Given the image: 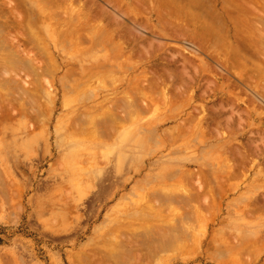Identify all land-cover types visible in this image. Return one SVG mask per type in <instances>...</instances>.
Listing matches in <instances>:
<instances>
[{
	"label": "rangeland",
	"instance_id": "1",
	"mask_svg": "<svg viewBox=\"0 0 264 264\" xmlns=\"http://www.w3.org/2000/svg\"><path fill=\"white\" fill-rule=\"evenodd\" d=\"M29 1H35L32 8L36 10L30 8L33 15L40 10L37 6L43 5L41 9H46H42L44 22L35 25L36 33L37 38L41 33L47 43L42 59L46 60L49 56L46 53H51L56 70L48 68V64L53 63L51 59L48 64L49 59L39 62L36 41L33 45L24 44L36 59L34 73L18 72L15 68L11 71L10 61L2 59L8 53L0 48V264H85L81 262L83 259L88 264L104 255L136 264H218L227 257L226 252L221 255V251L229 243L251 245V250L237 253L232 264H264V75H261L264 70V0H228V5L223 0H56V3L44 0L54 6L44 4L43 0H27L28 4ZM160 3L161 6L166 3L167 7L161 8ZM64 16L70 17L68 26L63 23ZM71 16L80 19L73 21L77 27L84 25V34L87 29L95 30L100 26L114 35L115 43L122 44L124 55L117 62L123 65L119 69L114 65L112 76L100 83L98 99L93 90L77 97L62 86L72 90L71 87L82 80L79 69L103 57L97 49L81 56L58 54L59 48L57 52L49 45L50 35H54L50 34L52 30L71 31L75 24ZM48 17L53 18L54 23L62 20L59 23L63 25L59 27L63 30L48 22ZM100 28H96L95 37L102 38ZM60 35L62 32L58 37ZM66 41L69 46L70 39ZM81 44L83 48L88 42ZM33 51L38 56L35 57ZM252 52L260 58L252 57ZM251 57L254 59L247 63ZM249 63L252 64L250 69L254 68L253 73ZM46 68L50 71H44ZM70 71L78 77L69 79L67 76L75 75H66L65 79L64 74ZM162 82L166 86L162 94H167V100L158 94ZM34 84L37 87H33ZM136 84L140 95L142 91L143 95L151 94V97L142 95L144 101L140 106L144 111L134 116L116 113L113 110L119 111L116 100ZM24 89L30 90L25 92ZM96 104L100 105L97 110ZM13 105L15 108L20 105L18 108H23L24 113ZM19 113H26L25 118ZM1 114L7 119L2 120ZM97 115L105 119L120 116L124 120L115 124L110 136L94 140L84 133L90 131L91 118ZM184 119L194 120L184 122ZM198 120H202L205 137L199 131L200 138L199 133H195L185 140L180 138L170 145L162 144L160 131H170L187 123L194 127ZM141 128L150 129L149 135L155 128L153 138ZM144 136L151 140L147 141ZM201 138L210 141H204L203 145L199 142ZM183 140L184 145H181ZM200 147H204L202 152ZM222 159L226 161L223 163ZM114 165L119 169L113 171ZM228 167L233 174L226 173L227 179ZM166 174L170 176L165 177ZM221 178H224L223 185L218 184ZM173 182L178 185H172ZM208 186L213 189L209 196L212 199L217 196L213 200L217 206L214 204L213 209L204 205L198 208L195 202L169 208L163 202L166 195L184 199L196 194L198 189L208 192ZM215 188L224 192L227 188L224 197L222 191V196L219 193L223 199H218ZM216 199L221 202L218 204ZM146 207L153 213L148 211L147 216ZM141 213L149 219H142ZM137 214L141 217L139 220ZM158 217L165 220L159 226ZM155 222L156 225H151ZM181 222L191 224L193 229L185 233ZM121 226L128 230L118 231ZM132 228L140 231L135 229L134 233L126 234L133 232ZM174 233L180 237L179 244L185 247L177 254L167 248L152 257L144 247H139L157 237L165 242ZM209 241H214L215 245L209 247ZM218 245L223 249L214 248ZM129 251L142 254L141 260L124 255Z\"/></svg>",
	"mask_w": 264,
	"mask_h": 264
},
{
	"label": "bare ground",
	"instance_id": "2",
	"mask_svg": "<svg viewBox=\"0 0 264 264\" xmlns=\"http://www.w3.org/2000/svg\"><path fill=\"white\" fill-rule=\"evenodd\" d=\"M41 1V0H40ZM44 1V0H43ZM52 1V0H51ZM194 1V0H193ZM222 1V0H221ZM223 1H227L226 3H227V5H228V0H223ZM222 1V2H223ZM237 1V0H236ZM250 1H252V0H250ZM30 2H32V1H29V4L27 3V0H10V2H7V1H5V0H0V48L1 47H3L4 48V50H6L7 51V53H8V56L7 57H2V59H7V60H9L10 62V65H11V71H13L12 70V68L14 69H18V72L19 71H25V72H33L34 73V69L36 68V59L30 54V52H29V49L30 48H28V50H27V47H28V45H33V43L35 42L36 44H35V49H37V47H36V45L38 46V52H37V50H36V52L38 53V55H37V53H35L34 51H33V55H34V53H35V57L36 56H38L37 57V59L39 58V62H42L41 60H44V59H42V57H45V56H42V54L43 53H45L44 51H45V47L47 46V43L46 42H44V40L42 39V37L40 36L41 35V31H38L40 34H38L39 35V37H41L40 39H38L37 38V33H36V24L40 21V22H44V19L46 18V17H44V19L41 17L43 14H45V13H43V11H44V9H45V7H44V9H43V11H42V9H41V6L43 7V5H40V7L39 6H37L40 10H38L37 12H38V14L40 13L41 15H40V18L38 17V14L36 15L35 13H34V15L35 16H37L38 17V19H40V20H38V19H35V18H33V14H32V10L33 9H35V7L34 8H32L33 6H35V5H33L34 4V2L35 1H33V3H30ZM37 2V1H36ZM39 2V1H38ZM38 2H37V4H38ZM54 2V1H53ZM163 2V1H162ZM195 2V1H194ZM193 2V3H194ZM230 2V1H229ZM247 2H248V0H247ZM55 3H56V0H55ZM225 3V4H226ZM252 3V2H251ZM250 3V4H251ZM44 4H49L50 6H52L53 4L50 2V1H44ZM166 4V3H165ZM164 3H163V5L165 6V7H167L166 5H165ZM224 4V5H225ZM30 5V6H29ZM32 5V6H31ZM163 5L161 6V3H160V7L162 8L163 7ZM237 5H239L238 3L235 5V7L237 6ZM241 5V4H240ZM54 6V5H53ZM56 6V5H55ZM57 6L59 7V6H62L61 4L59 5L58 3H57ZM56 6V7H57ZM49 7V6H48ZM57 7V8H58ZM32 10H31V9ZM59 9H62V7L60 8L59 7ZM36 10V9H35ZM35 10H34V12H35ZM46 10V9H45ZM55 10H57V9H55ZM54 9H53V11H55ZM63 10V9H62ZM58 11V10H57ZM57 11H56V13L55 14H57ZM75 11V10H74ZM80 11V10H79ZM46 12V11H45ZM51 12V11H50ZM49 12V13H50ZM59 12V11H58ZM71 12V15H72V13H73V11H70ZM43 13V14H42ZM52 13L53 12H51V14L50 15H52ZM60 13V12H59ZM58 13V14H59ZM62 13H64V12H62ZM66 14H67V12H66ZM76 14V13H75ZM33 15V16H32ZM77 15V14H76ZM63 16V15H62ZM68 16V15H67ZM67 16H66V18H67ZM79 16H81V15H79ZM32 17V18H31ZM49 17H51V16H49ZM48 17V22H52L53 23V25L55 26V24H57V26H58V28H61L62 26L61 25H63V24H61L60 25V23L59 22H61L60 21V19L57 21V23H54V22H56L55 20H52L53 18H49ZM54 17V16H53ZM72 17V16H71ZM63 18H65V16L63 17ZM66 18L64 19V22L63 23H65L66 25H67V22H69L70 21V17H69V19L67 18V21H65L66 20ZM73 18V17H72ZM75 18H77L76 16L72 19V23L74 22L73 20L75 19ZM82 18V17H81ZM84 18V17H83ZM35 19V20H34ZM78 19V18H77ZM79 21H80V19H78ZM75 21H77L76 19H75ZM243 21V20H242ZM246 21V20H245ZM40 22H39V24H40ZM262 22V21H261ZM41 23V24H42ZM75 23V22H74ZM245 23H247V22H245ZM38 24V25H39ZM48 24V23H47ZM50 24V23H49ZM70 24H71V22H70ZM77 24H78V22H77ZM242 24V23H241ZM243 24H244V21H243ZM44 25V24H43ZM76 25V23L74 24V27H72L71 28V31H65V32H63V31H59L60 33L62 32V35H60L61 37H58V35L60 34H58V31H51V33L50 34H54V35H50V37H51V39H49V37L47 38V39H49L50 40V46H52V48L54 49V50H57L58 48V50H59V52H58V50H57V52H58V54L59 53H63V54H66V55H75V56H81V55H86L85 53L87 52V53H89L90 51L89 50H93V49H97V50H99V51H101L102 53H103V57L102 58H100L98 61H96L95 63L94 62H89V64H86V65H83L82 66V68H80L79 70V79H82L81 80V82L80 83H76V84H74L71 88H72V90L71 89H66L65 87H68V86H64L63 84H62V86L64 87L63 89H65L66 91H68V93H69V90L71 91V92H73V95L75 94L77 97H79V96H81V94L83 95L84 93H87L88 91L90 92L91 90H93L94 92H93V95L95 96V98L96 99H98V97L100 96V94L98 93L99 92V85H100V83H103L104 81H106L107 82V80L109 79L108 77H110V76H112L111 74H113V72L115 71L114 69H115V66L114 65H116V68L117 69H119L122 65H123V63H118L117 61L118 60H120V59H122L123 58V55H124V52H123V48H122V44L121 43H115L114 42V35L111 33V32H108L107 30H105L104 31V29H102V28H100V26H97L98 28H100L102 31H101V33L103 32V35H102V38L100 37V38H98V37H95L94 35L95 34H97V30H96V28H95V30H92L91 28H89V29H87V33L86 34H84V25H82V26H79V27H77V26H75ZM249 25V24H248ZM49 26V25H48ZM50 26H52V24L50 25ZM59 26H61V27H59ZM68 26V25H67ZM71 25H69V27H70ZM72 26H73V24H72ZM245 26V25H244ZM63 27H65V26H63ZM246 27V26H245ZM249 27H251V26H249ZM39 28V27H38ZM48 28V27H47ZM53 28V27H52ZM57 28V29H58ZM246 28H248V27H246ZM41 29V28H40ZM56 29V30H57ZM62 29V28H61ZM60 29V30H61ZM99 29V30H100ZM252 29V28H251ZM249 30V28H248V31H252V30ZM37 30H39V29H37ZM63 30V29H62ZM65 30V29H64ZM92 30V32H90ZM42 31H44V30H42ZM11 32H13V33H11ZM99 32V31H98ZM36 34V35H35ZM45 34V33H44ZM58 34V35H57ZM99 35V34H98ZM64 38H67V39H65V41L66 40H68V39H70V42H69V46H67L62 40L64 39ZM20 39H21V41H20ZM84 41H87L88 42V44H87V46L86 47H81V43H83ZM28 44L27 45V47H25L26 45H24V44ZM30 43V44H29ZM45 43V44H44ZM230 44V43H229ZM44 45H46V46H44ZM231 45V44H230ZM254 45H255V43H254ZM32 47H34V46H31V48ZM256 47H257V45H256ZM256 47H255V51H256ZM34 49V48H33ZM32 49V50H33ZM34 49V50H35ZM109 49H111L112 51H107V50H109ZM246 49V48H245ZM261 49V48H260ZM3 50V49H2ZM61 50V51H60ZM243 50H244V48H243ZM247 50V49H246ZM245 50V51H246ZM89 51V52H88ZM259 51H261V50H259ZM47 52V51H46ZM49 52V51H48ZM61 53V54H62ZM252 53H254V55L252 56L251 54ZM251 54H250V56H252V57H254L255 55H256V53L255 52H252ZM257 53H258V51H257ZM46 54H49V56L51 55V53H46ZM45 54V55H46ZM3 55H4V53H3ZM48 56V58H47V55H46V58L47 59H49V60H47V64L48 63H51L53 60L51 59V56L49 57ZM1 57V56H0ZM248 57H249V55H248ZM247 57V58H248ZM252 57L249 59V61H247V63L248 62H250V60L252 59ZM255 58H258V56L256 55L255 56ZM260 58V57H259ZM258 58V59H259ZM50 59H51V62H48V61H50ZM73 59V58H72ZM254 59V58H253ZM252 59V60H253ZM46 60H44V61H46ZM245 60V62H246V60H248V59H244ZM3 61H5V60H2V62ZM70 61H73V60H70ZM263 61V60H262ZM242 62H243V60H242ZM253 62V61H252ZM8 63V62H7ZM46 63V62H45ZM53 63H54V61H53ZM53 63H51V64H48V68H50V70L51 71H53L54 70V72H55V63H54V65L52 66V64ZM244 63V62H243ZM39 64H41V63H39ZM43 64V63H42ZM46 64V65H47ZM250 64V63H249ZM249 64H247L248 66H249ZM38 65V64H37ZM51 65V66H50ZM1 66H2V64H1ZM6 66V65H5ZM40 66H42V65H40ZM246 66V65H245ZM252 66V64H250V66H249V69H250V67ZM8 67V66H7ZM53 67V68H52ZM263 67V66H262ZM40 68V67H39ZM44 68H45V66H44ZM48 68H46V69H44V71H50V70H48ZM253 68V67H252ZM250 69V71H251V73H253V70H254V68L253 69ZM257 68V67H256ZM263 69V68H262ZM38 70H42V69H38ZM1 71V70H0ZM257 71V70H256ZM7 72V71H6ZM14 72H16V71H14ZM41 72V71H40ZM47 72V73H48ZM67 72V71H66ZM65 72V73H66ZM8 73V72H7ZM50 73H53V72H50ZM72 73V74H71ZM54 74V73H53ZM74 74V72L72 71H70V74H69V72L67 73V74H64V77L66 76V75H73ZM9 75H10V73H9ZM15 75V74H14ZM24 75V74H23ZM28 75V74H27ZM26 75V76H27ZM31 75V74H30ZM43 75V74H42ZM49 75V74H48ZM75 75V74H74ZM78 74H76L75 76H67V77H69V79H71L72 77H74V78H76V76H77ZM261 75H264V70H263V73L261 74ZM29 76V75H28ZM37 76V75H36ZM161 76V75H160ZM13 77V76H12ZM18 77V76H17ZM78 77V76H77ZM21 78V77H20ZM36 79H38L37 77H35ZM45 78V77H44ZM73 78V79H74ZM23 79V78H22ZM21 79V80H22ZM65 79H66V77H65ZM69 79L67 78V80L69 81ZM11 80H13V79H11ZM17 80V79H16ZM35 80V79H34ZM39 80V79H38ZM162 80V79H161ZM5 82V81H4ZM36 82V81H35ZM41 82V81H40ZM37 83V82H36ZM42 83V82H41ZM41 83H40V85H41ZM50 84H51V82H49ZM94 83V84H93ZM2 84V83H1ZM9 84H11V82L9 83ZM19 83H17L16 85H18ZM39 84V83H38ZM105 84V83H104ZM162 84H163V87H161L160 88V93H158L159 94V96H161V98L163 99V100H167L166 98H167V94H162V91L164 90V87L166 88V86L164 85V83L162 82ZM6 85V84H5ZM13 85V84H12ZM102 85V84H101ZM106 85V84H105ZM35 86V84L33 85V87ZM19 87V86H18ZM17 87V88H18ZM35 87H37V86H35ZM14 88V87H13ZM50 88V87H49ZM21 89H22V87H21ZM38 89H39V87L37 88V92H38ZM62 89V91H63V95L64 94H66V93H64V90ZM1 90V89H0ZM11 91H12V89H10ZM30 89H26V91H25V89H24V91L25 92H27V91H29ZM34 89H32V91H33ZM137 90H138V84H136L135 86L134 85H131L130 86V90L122 97V98H120V99H118V100H116V102H115V104L118 106V108H119V111H116V109H113V110H115V112L117 113V112H120V113H125V114H127V115H136V114H138V113H140V112H143L144 111V108L143 107H141L140 106V103L141 102H143L144 101V99L142 98V95H143V91H142V93H141V95L137 92ZM13 91H15V90H13ZM35 92H36V90H34ZM34 91H33V93H34ZM48 91V90H47ZM65 91V92H66ZM3 92V91H2ZM31 92V91H30ZM29 92V93H30ZM36 92V93H37ZM45 92V91H44ZM50 92V91H49ZM70 92V93H71ZM88 92V93H89ZM8 92H6L5 94H7ZM16 93V92H15ZM28 93V94H29ZM46 93V92H45ZM68 93H67V96H68ZM10 94V93H9ZM32 94V93H31ZM38 94V95H37ZM37 94H34V97H36V95L37 96H39V92L37 93ZM47 94H49V93H47ZM90 94V93H89ZM3 95V94H2ZM12 95V94H11ZM24 95V94H23ZM69 95H71V97L73 96L72 95V93L71 94H69ZM74 95V96H75ZM92 95V94H91ZM13 96V95H12ZM65 96V95H64ZM84 96V95H83ZM11 97V96H10ZM9 97V98H10ZM69 97V96H68ZM82 97V96H81ZM143 97H151V94H144L143 95ZM3 98V97H2ZM6 98H8L7 96H6ZM1 99V98H0ZM11 99V98H10ZM13 100H14V98H12ZM19 99V98H18ZM26 99V98H25ZM25 99L23 100V101H25ZM72 99V98H71ZM75 100H77L76 98H74ZM94 99V98H93ZM20 100V99H19ZM64 100L65 101H67L68 99H66V98H64ZM74 100V101H75ZM95 100V99H94ZM6 101V100H5ZM10 101V100H9ZM8 102V101H7ZM86 102H88V101H86ZM0 103H2L1 101H0ZM14 103V102H13ZM17 103L18 102H16V105H17ZM22 103H24V102H22ZM62 103H63V101H62ZM82 103H84V101H82ZM66 104V103H65ZM12 105V104H11ZM20 105H22V104H20ZM20 105H18V107L20 106ZM3 106V105H2ZM6 106V105H5ZM95 107H96V110L98 109V107L100 108V105L99 104H96V105H94ZM13 107L15 108V106L13 105ZM18 107H16L15 109H19L20 110V108H18ZM23 107V106H22ZM25 107V106H24ZM28 107V106H27ZM1 109H2V107H1ZM25 109V108H24ZM27 109V108H26ZM5 110H7V108L5 107ZM12 110V109H11ZM11 110H10V113H11ZM18 110V111H19ZM34 110H36V109H34ZM100 110V109H99ZM17 111V112H18ZM24 111L25 110H23V108H21V112H23L24 113ZM27 111V110H26ZM4 113V112H3ZM2 113V114H3ZM9 113V112H8ZM9 113V114H10ZM23 113H19L20 115H23V117L25 118V115H26V113L25 114H23ZM1 114V115H2ZM5 115V114H4ZM8 115V114H7ZM117 115V114H116ZM29 116V115H28ZM101 116V115H100ZM6 117V115L3 117V115L1 116V118H2V120L3 119H7V118H5ZM9 117H11V114H10V116L8 115V118ZM22 117V116H21ZM22 117V118H23ZM32 117V116H31ZM104 117V116H103ZM103 117H99L98 115L96 116V118H91L92 119V121H93V123L92 124H90L91 125V127H90V131H88V133L87 132H85L84 133V135L87 137V138H92L93 137V139L95 138L96 140H103L105 137H108V136H110L111 135V132H112V130L114 129V126H116L115 124H117V123H119V122H121L122 120H124L122 117H118L117 118V116H115V117H113V118H109V119H105V118H103ZM136 117V116H135ZM77 119V118H76ZM90 119V118H89ZM166 119H169V118H166ZM191 120V121H190ZM194 119H184V122H192ZM0 121H1V119H0ZM135 121V120H134ZM91 122V121H90ZM133 122V121H132ZM197 122V121H196ZM197 123H199V125H200V127H198V124ZM196 124H197V126H196V124H195V126L194 127H190V126H187L188 124H190V123H187V124H182V125H179V126H177V127H175L173 130H170V131H160L161 132V134H159V136L161 137V138H163V140H164V142L162 143V144H168V145H170V144H172V142H174L175 140H178V139H186L185 137L186 136H191V135H194L195 133L196 134H198L197 135V137L199 136V138H200V136H204L205 135V131L206 130H203V129H205V128H203L202 127V125H203V123H202V120L201 121H199L198 120V122H197ZM142 126V125H141ZM101 127H105L103 130H100V129H102ZM140 127V126H139ZM148 127V126H147ZM144 128H146V127H144ZM139 129V128H138ZM142 129V128H141ZM153 129V128H152ZM155 130V128L153 129V131ZM134 131V130H133ZM141 131H143V129L141 130ZM149 131H150V129H149ZM149 131H143V132H145V133H148ZM152 131V133L154 134L155 133V131L153 132ZM201 132V134L202 135H200V132ZM151 132V131H150ZM219 132V131H218ZM71 133H73V131H71ZM133 133V132H132ZM135 133V132H134ZM152 133H150V135H149V133L147 134V136H150L151 138H153V134ZM139 134V133H138ZM143 134V133H142ZM195 134V135H196ZM133 135H136V134H133ZM137 136V135H136ZM155 136V135H154ZM156 136H158V135H156ZM155 136V137H156ZM212 136V135H211ZM210 136V137H211ZM220 136V135H219ZM142 137V136H141ZM145 137V136H144ZM154 137V138H155ZM187 137V138H188ZM192 137H194V138H196V136H192ZM192 137H190L189 139H191ZM205 137V136H204ZM209 137V139H211ZM135 138V137H134ZM146 138V137H145ZM198 138V139H199ZM208 138V137H207ZM94 139V140H95ZM137 139H138V137H137ZM140 139V138H139ZM156 139V138H155ZM158 139V138H157ZM189 139H187V140H189ZM202 140H200L199 142H202V144L204 145V141L205 140H203V138H201ZM206 140L205 142H209L210 140ZM213 139V138H212ZM146 140L147 141H150L151 139H147L146 138ZM184 140L181 142V145L183 144V142H184ZM186 140V141H187ZM192 140V139H191ZM190 140V143H193L195 140H192L191 141ZM214 140V139H213ZM212 141V140H211ZM218 141V140H217ZM216 141V142H217ZM99 142V141H98ZM137 142H142V141H138L137 140ZM161 142V141H160ZM176 142V141H175ZM188 142V141H187ZM196 142V141H195ZM194 142V143H195ZM186 143V142H185ZM218 144V143H217ZM184 145V144H183ZM189 145V144H188ZM194 145H196V144H194ZM208 145H209V143H208ZM211 145V144H210ZM161 146V145H160ZM213 146V145H212ZM225 146V145H224ZM223 146V147H224ZM210 147V146H209ZM208 147V148H209ZM214 147H216V146H214ZM213 147V148H214ZM226 147V146H225ZM201 148V147H200ZM212 148V149H213ZM221 148L222 147H220V148H218V151H220L221 150ZM183 149H184V146H183ZM202 149H204V147H202L201 148V152L203 151ZM220 149V150H219ZM180 150H182V149H180ZM190 150V149H189ZM210 150H211V147H210ZM223 151H224V148L222 149ZM227 150H228V147H227ZM200 152V153H201ZM199 153V152H198ZM192 154V153H191ZM221 157V156H220ZM223 158V157H222ZM199 160V159H198ZM223 160V159H222ZM224 161H226V159L225 160H223V163H224ZM199 162V161H198ZM222 162V161H221ZM229 164H231V163H229ZM233 164H235V163H233ZM238 164V163H237ZM237 164H235V165H237ZM222 165V164H221ZM227 165L228 164H226L225 166L227 167ZM212 167L214 166V165H211ZM218 166H220V164H218ZM224 165H223V169L225 170V167ZM114 167V170L113 171H115V170H117V169H119V167L118 166H116V165H114L113 166ZM215 167V166H214ZM225 167V168H224ZM233 167H235V166H233ZM243 167H244V165H243ZM217 168V167H216ZM218 168H220V167H218ZM217 168V169H218ZM222 168V167H221ZM220 168V169H221ZM113 169V168H112ZM217 169H216V172H218L217 171ZM231 167H228V170H227V172L225 171V174L227 173V174H231L232 172H231ZM214 170V169H213ZM175 172H177L176 170H174ZM173 172V171H172ZM169 173V172H168ZM174 173V172H173ZM177 173H179V171L177 172ZM185 173V172H184ZM189 173V172H188ZM188 173H185V174H188ZM201 174V173H200ZM199 173H198V175H200ZM224 174V172H223V175H225ZM226 174V175H227ZM233 174V173H232ZM167 175V174H166ZM165 175V177H168V176H170V175H167L166 176ZM174 175H176V173L174 174ZM190 175V174H189ZM197 175V176H198ZM205 175V174H204ZM214 175V174H213ZM220 175H221V173H220ZM229 175H227L226 177H227V179L229 178ZM171 178H173V174H171ZM202 177V176H201ZM215 177V179H217V177L218 176H214ZM225 177V176H224ZM230 177H232V176H230ZM243 177H244V175H243ZM111 178V177H110ZM174 178H175V176H174ZM181 178V177H180ZM220 178V177H219ZM233 178H234V176H233ZM240 178V177H239ZM168 179H170V178H168ZM168 179H166V180H168ZM203 179V178H202ZM209 179V178H208ZM226 179V178H225ZM236 179V178H235ZM165 180V181H166ZM189 180H190V178H189ZM230 180V179H229ZM178 181L179 182H181L180 181V179H178ZM206 181V180H205ZM217 181V180H216ZM216 181H215V183H216ZM233 181V180H232ZM208 181H206L205 182V184L207 183ZM223 182H224V178H221V181L220 180H218V184H221V185H223ZM229 182V181H228ZM210 183V182H209ZM214 183V182H213ZM226 183V182H225ZM113 184V183H112ZM139 184V183H138ZM137 184V185H138ZM217 183L215 184V185H218ZM104 185V184H103ZM147 185V184H146ZM172 185H178V183L177 184H174V182H173V184ZM179 185H181V184H179ZM201 185V184H200ZM207 185H209L208 183H207ZM206 185V186H207ZM220 185V186H221ZM226 185H228V183H226ZM226 185H224V186H226ZM219 186V187H220ZM140 187H141V185H140ZM144 187V186H143ZM174 187H176V186H174ZM209 188H207V189H209V191L207 192V190H203V189H198V191L196 192V194H193V196H190V197H186V198H184V199H180V198H177V196H174V195H166L165 197H163V202L165 203V205L166 206H169V208H171V207H173V206H175V205H178L179 203H181V204H186V203H189V202H195V203H197V205H198V208H200V206L201 205H204V206H206V208L208 209V208H212L213 206H214V204H216V202H214L213 200L215 199V198H217V196L216 197H214L213 195V197H214V199H212L211 198V196H209V192H211L212 193V191H213V189L211 190L210 189V186H208ZM217 187V186H216ZM227 187V186H226ZM101 188H104V187H102L101 186ZM163 188H164V186H163ZM163 188H159L160 190H162ZM166 188V187H165ZM169 188V187H168ZM168 188H166V189H168ZM171 188H173V187H171ZM177 188H179L178 186H177ZM200 188V187H199ZM220 188H223V186H221ZM219 188V190H218V188H215V189H217L218 190V195H219V193L222 191V194L223 193H226L227 192V188H224V189H226V191L224 192V190L222 189H220ZM174 189V188H173ZM136 190H139V188L137 187V189ZM155 190V189H154ZM157 190V189H156ZM170 190H172V189H170ZM178 190V189H177ZM211 190V191H210ZM103 191V190H102ZM164 192L166 191V190H163ZM173 191V190H172ZM206 191V192H205ZM153 192V191H152ZM170 192V191H169ZM176 192V191H175ZM181 192V191H180ZM153 194V193H152ZM191 194V193H190ZM208 194V195H207ZM222 194L220 193V195L222 196ZM219 195V196H220ZM157 196H159V195H157ZM157 196H156V198H157ZM221 196H220V198L218 197V199H223V198H221ZM160 197V196H159ZM223 197H224V194H223ZM149 199V198H148ZM218 199H216L217 200V202H218V204H219V202H221V201H218ZM145 200V199H144ZM223 202V201H222ZM225 202V201H224ZM228 204V202L226 201L225 202V204ZM148 204V203H147ZM162 204V203H161ZM150 205V204H149ZM223 205V204H222ZM148 206V205H147ZM179 206L181 207V205L179 204ZM216 206H217V204H216ZM147 208V207H146ZM183 209H184V207H182ZM210 208V209H211ZM149 207L147 208V211H146V214H147V216H148V213L150 212L149 210ZM162 209V208H161ZM179 209V208H178ZM202 209V208H201ZM205 209V208H204ZM213 209V208H212ZM218 209H220V206L218 205ZM159 210V209H158ZM176 209H173V211H175ZM145 211V210H144ZM149 211V212H148ZM182 211V210H181ZM207 211V210H206ZM211 211V213H212V210H210ZM219 211V210H218ZM148 212V213H147ZM151 212H152V210H151ZM150 212V213H151ZM187 212H189V211H187ZM186 212V213H187ZM144 213V212H143ZM143 213H141V216L143 217L144 216V214ZM153 213V212H152ZM171 213V212H170ZM182 213H183V211H182ZM193 213H195L194 212V210H193ZM159 214V213H158ZM249 214V213H248ZM155 215V214H154ZM161 215V214H160ZM163 215V214H162ZM169 215V214H168ZM166 216L167 218L169 217V216ZM210 215V217H211V214H209ZM137 216H138V214H137ZM140 216V215H139ZM139 216L137 217L138 218V220L141 218H139ZM149 216H151L152 217V215H149ZM158 216V215H157ZM187 216V215H186ZM212 216H213V214H212ZM145 217V218H144ZM142 219H149V217H146V216H144ZM150 217V219L152 220V218ZM155 217V216H154ZM166 217H165V219H166ZM170 217H172V214H170ZM195 217H196V215H195ZM136 218V217H135ZM164 218V217H163ZM209 218V217H208ZM157 219H159V217L157 218ZM162 219V217H160V219L159 220H161ZM153 220H155L154 218H153ZM199 220V219H198ZM207 220V219H206ZM163 221H165L164 219L163 220H161V222H158L157 223V225L159 226V223H162ZM208 222V221H207ZM182 223V226H183V231L186 233H189V231L190 230H192L193 229V227H192V225L191 224H188V223H186V222H181ZM153 224H155L156 225V222L155 223H151V225H153ZM163 225H164V223H163ZM168 226H169V224H168ZM233 226V225H232ZM145 227V226H144ZM143 227V228H144ZM147 227V226H146ZM156 227V226H155ZM234 227V226H233ZM138 228H140V227H138ZM143 228H140V230L142 229L143 230ZM259 228V227H258ZM118 229V231H126V230H128V227H125V226H121V227H118L117 228ZM136 228H132V230L131 231H133V232H126V234H128V233H130V234H132V233H134L136 230H138V231H140L139 229H136ZM145 229V228H144ZM144 232V231H143ZM165 232V231H164ZM221 232V231H220ZM215 233V232H214ZM184 234V233H183ZM123 235H125V234H123ZM136 235V234H135ZM153 235V234H152ZM159 235V234H158ZM161 236V235H160ZM216 236V235H215ZM214 236V237H215ZM229 236V235H228ZM145 237H146V235H145ZM150 237V236H149ZM162 237V236H161ZM170 238L168 239H166V241L164 242V241H160V239L157 237V239L156 240H154L153 242H151V243H149V244H143V243H141L140 245H139V247H144V249L147 251V253H148V256H154V254L156 253V252H160L161 251V249H169V250H171V251H173L175 254H177V252L178 251H180V250H182L183 248H185L184 246H183V244H179L180 242L178 241V239H180V237H179V235H176V233H174V235H170L169 236ZM212 237V236H211ZM213 237V238H214ZM191 238V237H190ZM212 238V240H215V239H213ZM216 238V237H215ZM132 239V238H131ZM134 239V238H133ZM146 239V238H145ZM211 239V238H210ZM229 239H230V237H229ZM239 239V238H238ZM150 240V239H149ZM195 240V239H194ZM221 240V239H220ZM228 240V239H227ZM232 240V239H231ZM258 240V239H257ZM139 240L137 239V242H138ZM237 241H240V240H237ZM243 241V240H242ZM250 241V240H249ZM255 241V240H254ZM122 242V241H121ZM137 242H136V244H137ZM149 242V241H148ZM228 242V241H227ZM251 243V242H250ZM249 243V244H250ZM253 243V242H252ZM130 244V243H129ZM210 244H212V245H210ZM253 244H257V243H253ZM125 245V244H124ZM201 245V244H200ZM213 245H215V243H214V241H209V244H208V246L209 247H211V246H213ZM129 246V245H128ZM132 246V245H131ZM219 246V245H218ZM223 246V245H222ZM224 246H226V245H224ZM122 247V246H121ZM189 248V247H188ZM193 248V247H192ZM215 249H217V250H219L220 248H221V250L223 249V247H221V246H219V247H214ZM219 248V249H218ZM252 248H253V245H252ZM256 248H257V246H256ZM190 249V248H189ZM214 249V250H215ZM137 250V249H136ZM199 250V249H198ZM220 250V251H221ZM246 250H251V245H243V246H241V245H234V244H231V243H229V246H227V248L224 250V251H221V253L223 252V254H221L219 251V254H221V255H224V252H226V255H227V257H225L222 261L223 262H219L218 264H229V263H233V261L235 260V256H236V254L237 253H239L240 251H246ZM254 250V249H253ZM119 251H120V249H119ZM125 251V250H124ZM139 251V250H138ZM137 251V252H138ZM123 252V251H122ZM250 252V251H249ZM247 253V254H250V253ZM252 252V251H251ZM217 253V252H216ZM150 254V255H149ZM174 254V255H175ZM109 255H111V254H109ZM124 255H126V256H129V257H133V259L134 260H136L137 259V261H140L141 260V257L143 256L142 254H140V253H135V252H132V251H129V252H127V254H124ZM123 256V255H122ZM88 257V256H87ZM86 257V258H87ZM123 257H125V256H123ZM128 257V258H129ZM147 258V257H146ZM143 259V258H142ZM226 259V261H224ZM90 260V259H89ZM150 260V259H149ZM144 261V260H143ZM81 262H84L85 264H86V259H83ZM225 262V263H224ZM83 264V263H82ZM88 264H136V262H128V261H125L124 259H122V261H120L119 259H116V258H114L113 256H101L100 258H96L95 260L93 259V260H90V262L88 263Z\"/></svg>",
	"mask_w": 264,
	"mask_h": 264
}]
</instances>
